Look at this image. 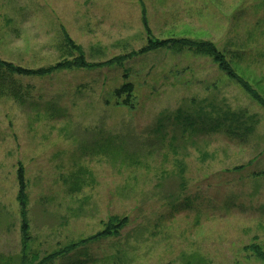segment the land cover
Returning <instances> with one entry per match:
<instances>
[{
    "label": "rangeland",
    "instance_id": "374dc122",
    "mask_svg": "<svg viewBox=\"0 0 264 264\" xmlns=\"http://www.w3.org/2000/svg\"><path fill=\"white\" fill-rule=\"evenodd\" d=\"M184 38L213 44L264 99V0H0V61L72 64L0 81L1 257L264 264L251 252H264V109L209 56L141 53ZM127 83L130 106L114 96Z\"/></svg>",
    "mask_w": 264,
    "mask_h": 264
},
{
    "label": "trees",
    "instance_id": "16d2710c",
    "mask_svg": "<svg viewBox=\"0 0 264 264\" xmlns=\"http://www.w3.org/2000/svg\"><path fill=\"white\" fill-rule=\"evenodd\" d=\"M146 20H143V23L146 25L148 28L147 23L145 22ZM149 30V28H148ZM64 40L66 42V49L69 54H72L73 52H76L78 57L75 59L76 61V66L78 67H91L86 63L84 60L83 53L81 51L78 52V47L73 43V41L68 37V35L64 34ZM147 47L141 51L143 52H148V51H155V50H160V49H169V50H182V49H189L195 51L196 54L202 55V56H209L211 57L212 61L217 65V67L231 80L237 82V84L244 90V92L254 100V102L258 103L263 109H264V99L261 98V96L257 93L256 90H253V88L250 86V84L246 81L243 80V78H240L232 68L229 67V64L227 60L225 59V56L220 53L216 47L209 43V42H203L199 40H186L184 39H167V40H150L149 43L146 45ZM135 55L134 53L131 54L130 56ZM126 57L118 58L116 59H123ZM75 65V64H74ZM72 64L67 63H60L57 64L56 66L49 67L47 69H37V70H32V69H24L19 66H15L11 63L0 61V81L1 79L4 78L3 75H9V76H17V77H37V76H44L48 75L49 73L55 72V70H59L61 67H71ZM3 83V81H2ZM2 84H0V93L2 92ZM134 88L133 85L130 83H127L123 85L121 88L116 90L114 92V96L117 99L123 98L125 96V100L122 102V105L124 106H130V101H131V94H133ZM14 98H18L17 96H13ZM230 122H233L235 124H242L243 121V116L235 114L233 118L230 120ZM246 129V128H245ZM17 182H18V203L20 204V208L22 209V220H23V233L26 234L27 231V226L25 224V215H24V210L26 206V196H25V190H26V185L24 184V172L23 168L20 167L19 170L17 171ZM127 224V219H121L117 220L114 219L112 222L109 223V226L105 228L106 230L100 234H98L94 239L105 237V236H112V235H118L119 232L123 229L122 227H125ZM24 243H26V239L24 240ZM74 246V245H72ZM75 248V246H74ZM77 248V247H76ZM251 252L253 253L254 256H256L259 260L264 261V252L258 247V246H252ZM58 254H61L60 252L56 254L49 255L48 257L44 258L43 260L40 261L39 264H48L55 260V258L58 256ZM33 260L36 261V256L33 257ZM32 260V261H33ZM0 264H16V261L8 258L6 259L5 257L0 256ZM20 264H28V259L27 257L20 258Z\"/></svg>",
    "mask_w": 264,
    "mask_h": 264
}]
</instances>
